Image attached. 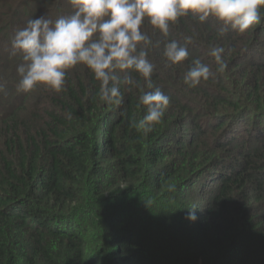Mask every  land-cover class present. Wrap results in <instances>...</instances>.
Wrapping results in <instances>:
<instances>
[{
  "label": "trees",
  "instance_id": "16d2710c",
  "mask_svg": "<svg viewBox=\"0 0 264 264\" xmlns=\"http://www.w3.org/2000/svg\"><path fill=\"white\" fill-rule=\"evenodd\" d=\"M3 2L0 264H264V21L223 36L213 18H182L168 37L145 24L156 42L152 83L170 97L145 135L130 127L144 114L139 90L121 89L123 103L107 105L83 65L60 93H17L15 30L72 9L68 0ZM193 30L189 57L167 65L165 41ZM212 45L225 49L223 73ZM194 59L214 75L188 88L182 74Z\"/></svg>",
  "mask_w": 264,
  "mask_h": 264
},
{
  "label": "clouds",
  "instance_id": "9594fccd",
  "mask_svg": "<svg viewBox=\"0 0 264 264\" xmlns=\"http://www.w3.org/2000/svg\"><path fill=\"white\" fill-rule=\"evenodd\" d=\"M68 3L70 14L55 19L31 18L15 30L9 54L19 55L22 60L16 68V92L29 93L43 86L60 93L69 70L83 65L99 82L97 95L107 105L123 103L121 89L139 90L137 107L143 108L144 114L130 121V127L145 135L162 121L170 104V97L151 80L155 65L148 57L156 42L145 30V24L153 34L159 32L168 37L170 28L182 18L190 17L201 24L213 18L221 25L218 34L223 36L230 30L244 33L264 21V0H68ZM195 35L193 30L183 43L166 40L162 52L165 63L184 62ZM224 52L223 47L215 45L208 51L220 73L227 68ZM213 75L209 64L194 59L183 72L182 80L188 88H196ZM0 92H4L3 84ZM194 208L189 209L187 217L192 221L196 219Z\"/></svg>",
  "mask_w": 264,
  "mask_h": 264
},
{
  "label": "rangeland",
  "instance_id": "374dc122",
  "mask_svg": "<svg viewBox=\"0 0 264 264\" xmlns=\"http://www.w3.org/2000/svg\"><path fill=\"white\" fill-rule=\"evenodd\" d=\"M5 2H3V6H0V13H4L5 10H6V7H5Z\"/></svg>",
  "mask_w": 264,
  "mask_h": 264
}]
</instances>
